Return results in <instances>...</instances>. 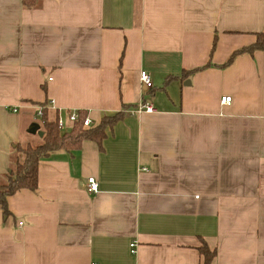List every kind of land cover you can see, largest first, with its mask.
<instances>
[{
  "label": "crops",
  "instance_id": "0c3cea01",
  "mask_svg": "<svg viewBox=\"0 0 264 264\" xmlns=\"http://www.w3.org/2000/svg\"><path fill=\"white\" fill-rule=\"evenodd\" d=\"M257 32L264 0H0V175L41 105L119 117L7 198L0 264H264V50L219 66Z\"/></svg>",
  "mask_w": 264,
  "mask_h": 264
},
{
  "label": "trees",
  "instance_id": "16d2710c",
  "mask_svg": "<svg viewBox=\"0 0 264 264\" xmlns=\"http://www.w3.org/2000/svg\"><path fill=\"white\" fill-rule=\"evenodd\" d=\"M38 1L21 0V3L24 7L31 8ZM215 44L214 39L209 53L210 58L205 66L211 64L210 59L214 52ZM255 50H264L263 32L255 33V40L251 44L234 49L219 66H228L236 56L243 53L251 54ZM84 118L85 114L79 112V118L72 127L69 130L62 131L57 127L56 118L49 120L47 118V111L44 109L41 117L42 134L35 133V138L31 141L12 143L13 156L6 171L0 175V208L5 215L8 213L7 198L10 195L22 189H36L38 185V163L41 158L60 149L67 151L74 150L85 139H91L98 143L101 142L106 135V128L112 126L119 117L117 113L111 116L104 115L96 126L90 127L83 126ZM200 249L205 261H207L212 256V253L206 247H201Z\"/></svg>",
  "mask_w": 264,
  "mask_h": 264
},
{
  "label": "built area",
  "instance_id": "2783aa9c",
  "mask_svg": "<svg viewBox=\"0 0 264 264\" xmlns=\"http://www.w3.org/2000/svg\"><path fill=\"white\" fill-rule=\"evenodd\" d=\"M140 82L142 84V87L144 90H149L152 87V78L151 76L145 72L141 71L140 72ZM231 97L230 96H223L221 98L222 103H230ZM52 102V101H51ZM154 110L153 106L146 101H140L138 104L133 108L134 112H152ZM42 111H43V105L39 106L36 110V116L41 117L42 116ZM79 118V112L78 111H72L69 116H68V122L70 126H72ZM57 126L59 129H66L65 123L61 118H57L56 120ZM92 125V121L88 118L85 117L83 119V126L85 127H90ZM86 191L89 193H96L98 191V182L93 176H89L86 179V184H85ZM21 224V222H20ZM131 246H134V243L131 244ZM133 251V250H132Z\"/></svg>",
  "mask_w": 264,
  "mask_h": 264
},
{
  "label": "water",
  "instance_id": "95a60500",
  "mask_svg": "<svg viewBox=\"0 0 264 264\" xmlns=\"http://www.w3.org/2000/svg\"><path fill=\"white\" fill-rule=\"evenodd\" d=\"M38 134H39V135H41V134H42V132H41V131H39V132H38Z\"/></svg>",
  "mask_w": 264,
  "mask_h": 264
}]
</instances>
